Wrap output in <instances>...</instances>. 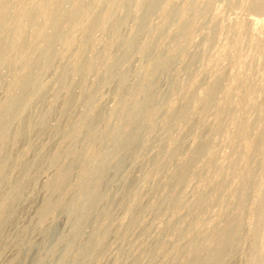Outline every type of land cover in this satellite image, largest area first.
<instances>
[{"label": "bare ground", "instance_id": "1", "mask_svg": "<svg viewBox=\"0 0 264 264\" xmlns=\"http://www.w3.org/2000/svg\"><path fill=\"white\" fill-rule=\"evenodd\" d=\"M164 2L0 0V89L5 90L0 99V255L26 245L32 264H94L107 248L115 209L127 206L120 242L147 231L140 219L148 209L155 215L164 209L171 213L164 230L175 232L180 243L168 264L231 263L245 238L246 213L254 223L248 263L263 259L264 122L259 107L252 105L254 117L235 118L228 130L233 98L224 84L225 71L210 80L198 73L200 51L212 41L215 27L204 36L200 51L189 53L181 44L159 46V30L176 23L184 30L192 20H180L181 6L170 3L163 8ZM186 5L189 14L206 15L204 6ZM251 8L264 10V0H255ZM155 14L162 18L158 30L151 23ZM129 18L134 28L125 32ZM98 27L105 39L96 35ZM138 53L146 62L142 70L135 66ZM103 93L114 99L112 107L100 99ZM174 93L180 103L169 107ZM196 107L200 115L193 118ZM198 128L202 132L197 136ZM226 131L231 151L225 165H219L213 149L216 137ZM190 137H195L192 145L186 144ZM49 138L52 142L46 143ZM148 142L158 146L147 159L148 174L123 176L125 167L143 156ZM47 166L54 174L44 183V196L29 197L37 203L35 222L17 225L22 202ZM167 167L166 180L157 181L143 203L138 186L150 178L151 170ZM207 170L218 172L219 178L203 177L194 201L185 203L186 182ZM113 181L119 182V190H111ZM210 201L219 205L222 222L198 217ZM182 209L192 214L190 219L181 215ZM60 214L70 220L67 233L57 221ZM34 231L39 234L36 240ZM164 247L159 236L129 263L145 264L144 258L151 259ZM122 252L129 255L130 248ZM26 259L19 254L11 264Z\"/></svg>", "mask_w": 264, "mask_h": 264}, {"label": "rangeland", "instance_id": "2", "mask_svg": "<svg viewBox=\"0 0 264 264\" xmlns=\"http://www.w3.org/2000/svg\"><path fill=\"white\" fill-rule=\"evenodd\" d=\"M254 1L255 0H165L163 5V8H166L170 5V3H175L176 5L179 4L182 9L181 13H184L181 17L182 19L180 20H183L184 18L192 20L189 25L185 27L186 29H182L183 31L179 29L180 24L178 23L169 25L166 27V31L162 30L161 32V30H159L158 32L161 33V36L157 41L159 46L170 48L176 46L177 44H181L182 46H185L186 51L189 53L193 51H200L199 48L204 43V36L210 32L211 27H215V33L212 41L206 49L200 51L201 54L199 57L198 73L199 76L203 75L207 80H210L216 75H219L218 73H221V71H225L227 76L224 84L227 91L233 98L229 101L228 106L231 111L228 130L231 128L235 118L251 120L254 117L256 113L253 112L252 105H258L259 112L261 114L260 118L264 122V57L261 55V52L264 51V10L260 11L251 8ZM190 2L196 4L197 7L204 6L206 8V15H201L199 12H195V14L192 15L189 14V11L186 9V4ZM206 2H208V4ZM97 5L103 12L107 11V9L103 7L102 2H98ZM161 19V16L158 14L153 15L151 18V23L156 30L160 29L159 27H163L161 25ZM102 27H98L95 33H97L96 35L100 37V39H105V34L102 29H100ZM123 28L125 32H131L134 28L133 21L130 18L127 19ZM177 37L182 38L178 39ZM141 42H145V38L142 39ZM180 58H185V55L180 56ZM145 65L146 62L141 57L140 53L136 54V68L142 70ZM177 75L183 82V75L179 71L177 72ZM47 77L50 78V76ZM48 80L50 79H44L46 82ZM251 86H253L254 89H251L250 91L249 87ZM197 90L202 92L203 87L199 86ZM245 92L247 95L244 94ZM4 94L5 90L0 89V99ZM222 95L223 93H221V96ZM100 99L104 101L108 107H112L114 105V99L107 93L101 94ZM179 103L180 96L177 93H174L169 96L167 106L170 107ZM77 108L78 110H82L84 107L80 104ZM192 112L191 117H199L200 112L197 107L194 108ZM206 121H211L210 115L206 116ZM52 123L55 122L53 121ZM201 128L196 130L197 133L195 132V135L198 136L200 132H202V129H205V126L202 129ZM179 131V129L175 130L173 135H178ZM227 131L218 135L215 140L213 150L219 165H225L227 161L226 157L231 151V137ZM194 138H187L186 144L192 145L194 143ZM49 139L46 143L52 142V139ZM157 150L158 146H156V144H148L143 156L139 158L138 162L130 163L125 167L123 176L130 175L140 178L142 175L148 174L150 168L147 163V159L149 156L151 157L154 155ZM47 167L42 168L39 171L37 180L32 185V190L30 189L31 192L29 191L27 196L28 198L33 194L36 195L38 200L44 196V183L54 174V168ZM162 172L151 170L149 174L150 178L138 186L143 192L140 198L143 203H147L149 201L150 196L148 192L156 185L157 181L166 180V177L170 172L169 167L164 169ZM203 177L216 180L219 178V173L207 170L202 171V173H199L196 176L190 177L183 190V201L185 203L194 201L196 193L203 187ZM234 186L235 185L231 187V190L234 189ZM119 187L120 185L118 181H113L111 183V190L117 191L119 190ZM130 197H132V195H130ZM28 198L26 199L27 203L25 202L26 200L22 202L24 209L18 213L17 225H24L29 222H35L34 219L36 220L37 203L36 201L30 202V198ZM252 205V201L249 202L248 206L252 207ZM219 212V205L214 201H210L204 210L199 211L198 217L208 222L216 221L217 223H220L222 221L220 220V216H218ZM180 213L186 219H190L192 216V214L187 213L184 209H182ZM170 218L171 213L168 209H164L158 215H155L151 209H148L140 219V224L147 228V231L139 235L133 234V236H130L127 241L120 242L118 234L122 226L128 221V207L121 206L116 208L115 219L111 223L110 227L107 248L105 252L97 258L94 264H117L121 261L123 264H130L129 262L133 255L139 254L144 246L159 236L162 237L164 241V249L159 250L153 257H151V259L144 258L143 262L145 264H168L170 261L174 260L173 252L175 250V246L180 243V240L177 238L175 232L164 230V226ZM57 221L59 224L62 223L60 226L63 232L67 233L71 230L70 220L65 215L60 214L57 217ZM244 224L245 238H243L240 247L234 253L232 262L229 264H249L248 259L250 249L248 242L250 239L251 229L254 224L253 218L249 213H246L244 216ZM88 231L89 228H87L86 232ZM260 233L263 237L260 245V253L262 254L263 259L258 264H264V224L261 227ZM31 235L33 239H38L39 234L37 231H34ZM125 248H130L129 255H123L122 251L125 250ZM60 250H62V245L58 246L57 252ZM19 254L27 255V259L24 264H32L31 259L28 258L29 253L26 245H21L16 249L5 250L0 255V264H11L12 260Z\"/></svg>", "mask_w": 264, "mask_h": 264}]
</instances>
